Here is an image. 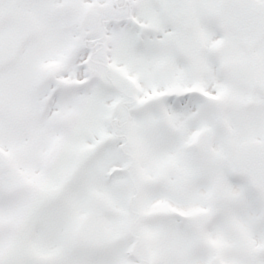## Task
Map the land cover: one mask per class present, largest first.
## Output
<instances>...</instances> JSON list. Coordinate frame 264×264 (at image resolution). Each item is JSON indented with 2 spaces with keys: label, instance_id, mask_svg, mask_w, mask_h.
Returning a JSON list of instances; mask_svg holds the SVG:
<instances>
[{
  "label": "snow or ice",
  "instance_id": "6c2138e0",
  "mask_svg": "<svg viewBox=\"0 0 264 264\" xmlns=\"http://www.w3.org/2000/svg\"><path fill=\"white\" fill-rule=\"evenodd\" d=\"M0 264H264V0H0Z\"/></svg>",
  "mask_w": 264,
  "mask_h": 264
}]
</instances>
